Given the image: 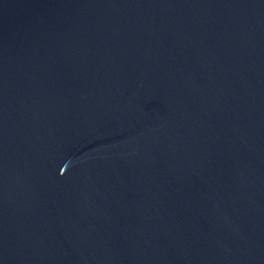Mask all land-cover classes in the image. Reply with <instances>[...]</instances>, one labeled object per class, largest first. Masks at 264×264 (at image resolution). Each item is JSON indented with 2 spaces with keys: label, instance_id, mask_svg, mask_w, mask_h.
Wrapping results in <instances>:
<instances>
[{
  "label": "water",
  "instance_id": "95a60500",
  "mask_svg": "<svg viewBox=\"0 0 264 264\" xmlns=\"http://www.w3.org/2000/svg\"><path fill=\"white\" fill-rule=\"evenodd\" d=\"M0 264H264V0H0Z\"/></svg>",
  "mask_w": 264,
  "mask_h": 264
}]
</instances>
